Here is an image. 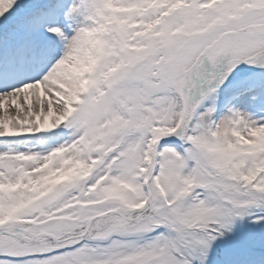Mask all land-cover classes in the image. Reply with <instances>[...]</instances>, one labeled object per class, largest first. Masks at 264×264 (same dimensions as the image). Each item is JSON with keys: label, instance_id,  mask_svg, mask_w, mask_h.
Listing matches in <instances>:
<instances>
[{"label": "snow or ice", "instance_id": "1", "mask_svg": "<svg viewBox=\"0 0 264 264\" xmlns=\"http://www.w3.org/2000/svg\"><path fill=\"white\" fill-rule=\"evenodd\" d=\"M0 264H264V0H0Z\"/></svg>", "mask_w": 264, "mask_h": 264}]
</instances>
